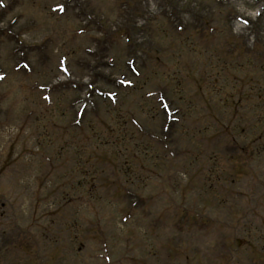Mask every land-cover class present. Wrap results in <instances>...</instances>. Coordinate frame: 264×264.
<instances>
[{"label": "rangeland", "instance_id": "obj_1", "mask_svg": "<svg viewBox=\"0 0 264 264\" xmlns=\"http://www.w3.org/2000/svg\"><path fill=\"white\" fill-rule=\"evenodd\" d=\"M0 71V264H264V0H0Z\"/></svg>", "mask_w": 264, "mask_h": 264}, {"label": "snow or ice", "instance_id": "obj_2", "mask_svg": "<svg viewBox=\"0 0 264 264\" xmlns=\"http://www.w3.org/2000/svg\"><path fill=\"white\" fill-rule=\"evenodd\" d=\"M55 10H58V11L63 12V11L65 10V8H64L63 5H60V6L58 7V9H54V11H55ZM181 23H185V24H186L187 21H181ZM243 23H244V25H247L249 22H248L247 20H244ZM3 79H4V76L0 75V80H3Z\"/></svg>", "mask_w": 264, "mask_h": 264}]
</instances>
